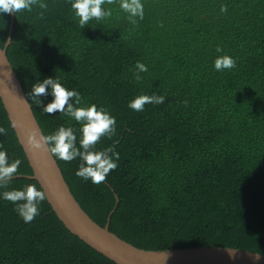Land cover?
I'll return each instance as SVG.
<instances>
[{
  "label": "trees",
  "instance_id": "16d2710c",
  "mask_svg": "<svg viewBox=\"0 0 264 264\" xmlns=\"http://www.w3.org/2000/svg\"><path fill=\"white\" fill-rule=\"evenodd\" d=\"M142 2L136 24L118 0L104 5L111 17L83 27L68 0H37L31 11L12 13L6 56L43 135L63 125L79 136L70 117L47 115L30 99L32 85L49 76L77 90L81 106L95 103L116 119L115 133L96 145L119 153L102 183L77 177L78 159L54 157L71 194L101 227L112 213L109 231L139 249L214 247L264 256V0ZM10 23V13L0 14V48ZM223 55L235 67L218 72L213 62ZM137 62L148 70L138 73ZM141 94L165 101L130 109ZM0 127V147L21 161L0 193L29 183L40 188L28 178L1 100ZM0 264L115 263L72 235L46 199L29 223L0 199Z\"/></svg>",
  "mask_w": 264,
  "mask_h": 264
},
{
  "label": "clouds",
  "instance_id": "9594fccd",
  "mask_svg": "<svg viewBox=\"0 0 264 264\" xmlns=\"http://www.w3.org/2000/svg\"><path fill=\"white\" fill-rule=\"evenodd\" d=\"M72 11L83 27L91 20H103L112 16V9L106 8V3L111 4L114 0H68ZM37 0H0V14L14 13L21 10L31 11ZM119 8L127 14L129 21L136 24L144 18V5L142 0H118ZM40 7H44L43 4ZM226 9H222L224 11ZM213 66L216 71L230 70L235 67V60L227 55L218 56ZM139 72H146L147 66L137 62L135 65ZM136 75V79L140 76ZM30 99L38 101V107L43 113L50 115L59 113L70 117L79 125V136L73 127L59 126L49 135L31 133L29 140L36 149L47 146V151L56 159L71 162L79 160L75 175L93 184H100L106 180L110 171L117 168L119 153L109 147L97 150L96 145L104 137H111L116 130V119L111 112L95 103L81 106V95L75 89L66 88L56 76H49L42 81L34 83ZM51 96L50 102L44 104L38 98ZM165 97L161 95L141 94L129 101L128 107L134 111H143L146 104H162ZM12 127H16L14 121ZM0 127V134L5 133ZM111 153V154H109ZM21 164L19 159L10 160L8 153L0 147V187L10 183ZM0 199L13 203L18 216L29 223L39 214V205L46 199L45 191L38 188L36 183H29L19 189H10L0 193Z\"/></svg>",
  "mask_w": 264,
  "mask_h": 264
},
{
  "label": "water",
  "instance_id": "95a60500",
  "mask_svg": "<svg viewBox=\"0 0 264 264\" xmlns=\"http://www.w3.org/2000/svg\"><path fill=\"white\" fill-rule=\"evenodd\" d=\"M8 36L0 48V100L7 113L18 143L23 150L32 175L45 191L46 201L63 226L91 249L115 264H264V256L240 249L199 247L192 249L170 248L162 251L139 249L109 231V218L104 227L95 223L77 203L62 175L55 158L44 145L32 147L29 137L43 135L26 99L21 84L6 56L11 42L13 14ZM113 212V211H112Z\"/></svg>",
  "mask_w": 264,
  "mask_h": 264
}]
</instances>
